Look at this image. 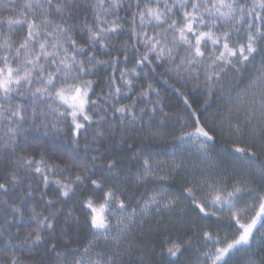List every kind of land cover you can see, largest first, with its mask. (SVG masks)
<instances>
[{
  "label": "snow or ice",
  "instance_id": "snow-or-ice-1",
  "mask_svg": "<svg viewBox=\"0 0 264 264\" xmlns=\"http://www.w3.org/2000/svg\"><path fill=\"white\" fill-rule=\"evenodd\" d=\"M0 264H264V0H0Z\"/></svg>",
  "mask_w": 264,
  "mask_h": 264
},
{
  "label": "trees",
  "instance_id": "trees-1",
  "mask_svg": "<svg viewBox=\"0 0 264 264\" xmlns=\"http://www.w3.org/2000/svg\"><path fill=\"white\" fill-rule=\"evenodd\" d=\"M157 86L161 87L162 91L164 92V95L168 97V99H166L164 102L171 105V107L167 108L166 111L173 113L182 111L183 104L182 101L178 98V96L175 93H173L171 89L167 87V85L159 84ZM189 90L191 91V88ZM195 96L199 97L200 93H195ZM189 98L193 99L192 96H190ZM75 238H76L75 233H73L71 237H68V239H75ZM40 251H42V249ZM32 259H36V260L41 259V256L39 255V251L34 250L32 254Z\"/></svg>",
  "mask_w": 264,
  "mask_h": 264
}]
</instances>
